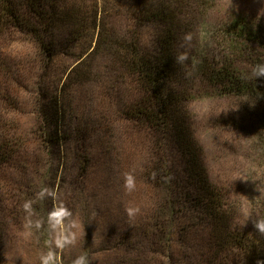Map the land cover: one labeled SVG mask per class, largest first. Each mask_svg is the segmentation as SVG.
I'll list each match as a JSON object with an SVG mask.
<instances>
[{
  "label": "rangeland",
  "instance_id": "obj_1",
  "mask_svg": "<svg viewBox=\"0 0 264 264\" xmlns=\"http://www.w3.org/2000/svg\"><path fill=\"white\" fill-rule=\"evenodd\" d=\"M67 1L82 4L88 25L99 5L101 17L107 16L108 35L137 33L142 48L151 49L153 30L147 26L138 30L126 15L130 0H115L114 8L101 0ZM209 4L211 10L200 15L195 26L196 41L187 43L191 54L197 51L195 54L203 52L208 59L217 58L209 31L231 16L252 14L264 25V0H211ZM5 41H0V135L20 136L26 147L12 169L6 168L0 175V264H41V255L49 251L59 258L57 264H74L82 255L87 256L89 264H204L210 245L206 234L203 237L202 226V234L196 235L194 230L190 236L174 234L163 251L156 247L149 253L143 247V261L136 260V245L124 242L133 227L144 222L155 208L158 195L136 179L151 156L143 132L120 114L134 90L112 56L101 50L85 59V82L72 86L68 82L66 86L69 72L81 61L76 57L85 44L62 51L50 67L42 68L28 40ZM93 48L94 44L82 57L86 58ZM204 91L200 89L202 95ZM54 99L65 111L69 129L78 126L87 136L84 149L88 150L90 164L84 178L80 177L73 134L67 132L70 140L60 153L55 150L47 154L49 150L40 140L38 112L42 114L43 106ZM233 110L231 103L212 96L189 105L210 181L228 195L239 227L255 232L254 222L264 219V153L262 144L257 143V132L247 122L236 123L238 116ZM228 119L236 124H229ZM168 157L178 174L179 154L170 149ZM129 178L131 189L127 186ZM44 188L54 191L55 196L39 198ZM23 191L30 195L26 197ZM18 194L21 200L17 201ZM26 201H32L31 216L23 207ZM60 206L82 225L75 243L64 248L55 247V233L48 223L49 213ZM29 220L41 226L32 227L31 235L26 236Z\"/></svg>",
  "mask_w": 264,
  "mask_h": 264
},
{
  "label": "trees",
  "instance_id": "obj_2",
  "mask_svg": "<svg viewBox=\"0 0 264 264\" xmlns=\"http://www.w3.org/2000/svg\"><path fill=\"white\" fill-rule=\"evenodd\" d=\"M101 1L109 8L115 7L112 4L115 0ZM210 2L130 0L126 15L135 23L134 27L140 30L147 26L153 30L152 47L146 50L135 37L137 33L132 36L128 32L124 37L108 35L107 16L101 17L99 5L88 25L86 12L78 1L0 0V41L28 40L42 68L50 67L62 51L85 44L76 57L81 61L69 72L66 86L85 82L84 76L88 74L82 69L85 59L101 50L112 56L132 85V99L120 114L145 136L151 157L141 166L136 179L158 195L154 198L155 208L144 222L133 227L124 241L138 248L137 262L146 259L144 249L149 253H154L156 247L163 251L174 234L190 236L193 230L196 235L202 234V226L203 237L206 234L210 245L204 264H264V234L245 231L235 222L228 195L210 181L189 112L191 103L210 96L231 103L233 113L238 116L236 123L251 124L264 153V78H245L254 65L264 63V25L252 14L231 16L210 28L217 58L208 59L203 52L195 54L197 51L191 54L187 43L196 41L195 26L199 25L200 15L211 10ZM186 35L191 36L190 41H184ZM92 44L93 50L83 58ZM182 52H187L188 59L179 64L175 58ZM200 89L205 90L203 95ZM43 107L42 114L41 110L38 112V123H41L40 140L49 150L47 154L60 153L70 140L67 132L73 134L76 161L80 177L84 178L90 164L88 150L84 149L87 136L78 126L69 129L59 101L54 99ZM228 120L229 124L235 123ZM25 147L26 142L20 136L0 135V175L6 168L12 169ZM170 149L180 156L178 174L168 157ZM22 193L30 195L27 191ZM17 196L16 200H21V195Z\"/></svg>",
  "mask_w": 264,
  "mask_h": 264
},
{
  "label": "clouds",
  "instance_id": "obj_3",
  "mask_svg": "<svg viewBox=\"0 0 264 264\" xmlns=\"http://www.w3.org/2000/svg\"><path fill=\"white\" fill-rule=\"evenodd\" d=\"M191 36L186 35L184 37V41H190ZM188 59L187 52L179 53L175 60L179 64H183ZM246 79H258V78H264V63L262 64H256L253 66L252 71L250 74H246ZM128 188H132V180L131 178L128 179ZM39 198H44L45 196H55V192L52 190H49L48 188H44L41 190V192L38 194ZM32 201H26L23 205L25 211L31 216L32 214ZM133 210H130V214H132ZM72 213L65 207L60 206L49 213L48 216V223L50 229L55 233V239L54 244L56 248H64L66 245H71L75 243L76 237L78 232L81 230L82 225L79 223L78 220L71 219ZM67 221V223L65 222ZM40 222H33L31 220L28 221L26 224V228L29 229L25 233L26 236L31 235L30 229L32 227H35L37 229L40 228ZM254 228L256 231L260 234H264V219H258L254 222ZM58 257H55L52 251H49L47 254H42L40 257L41 264H57ZM74 264H89V261L87 259L86 255H82L78 257ZM260 264V262H258Z\"/></svg>",
  "mask_w": 264,
  "mask_h": 264
}]
</instances>
